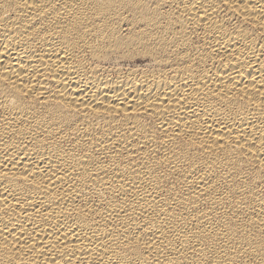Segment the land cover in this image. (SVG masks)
Wrapping results in <instances>:
<instances>
[{
	"label": "bare ground",
	"instance_id": "1",
	"mask_svg": "<svg viewBox=\"0 0 264 264\" xmlns=\"http://www.w3.org/2000/svg\"><path fill=\"white\" fill-rule=\"evenodd\" d=\"M0 264H264V0H0Z\"/></svg>",
	"mask_w": 264,
	"mask_h": 264
}]
</instances>
